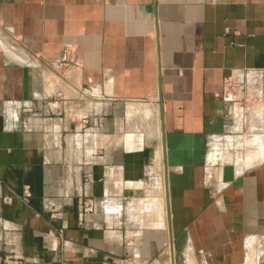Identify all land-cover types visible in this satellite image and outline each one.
I'll use <instances>...</instances> for the list:
<instances>
[{
  "label": "crops",
  "instance_id": "crops-1",
  "mask_svg": "<svg viewBox=\"0 0 264 264\" xmlns=\"http://www.w3.org/2000/svg\"><path fill=\"white\" fill-rule=\"evenodd\" d=\"M171 243L264 264V0H0V264Z\"/></svg>",
  "mask_w": 264,
  "mask_h": 264
},
{
  "label": "rangeland",
  "instance_id": "rangeland-1",
  "mask_svg": "<svg viewBox=\"0 0 264 264\" xmlns=\"http://www.w3.org/2000/svg\"><path fill=\"white\" fill-rule=\"evenodd\" d=\"M178 251H181V252L184 251V243L181 242L178 244ZM256 255H258V254H256V251H253L251 261H249L248 263H245V264H261V260L259 258L257 259ZM165 263L163 261L161 262V264H165ZM176 264H201V263H199L197 261V259H191V258H186V257L179 258L178 257L176 259Z\"/></svg>",
  "mask_w": 264,
  "mask_h": 264
},
{
  "label": "water",
  "instance_id": "water-1",
  "mask_svg": "<svg viewBox=\"0 0 264 264\" xmlns=\"http://www.w3.org/2000/svg\"><path fill=\"white\" fill-rule=\"evenodd\" d=\"M159 104L161 105V100L159 99ZM161 120H162V114H161ZM161 131H162V151H163V155H165V144H164V137H163V134H164V131H163V126H161ZM166 203H168V194L166 193ZM167 215H168V218L170 217V213H169V208L167 206ZM171 233V231H170ZM172 236V233L171 235ZM171 249H172V255H171V264H175V260H174V250H173V244L171 243Z\"/></svg>",
  "mask_w": 264,
  "mask_h": 264
},
{
  "label": "bare ground",
  "instance_id": "bare-ground-1",
  "mask_svg": "<svg viewBox=\"0 0 264 264\" xmlns=\"http://www.w3.org/2000/svg\"><path fill=\"white\" fill-rule=\"evenodd\" d=\"M251 147H254V146H253V144H252V146H251ZM251 147H250V148H251ZM250 148H249V149H250ZM251 150H252V148H251ZM253 150H254V149H253ZM250 243H251V242H250Z\"/></svg>",
  "mask_w": 264,
  "mask_h": 264
}]
</instances>
